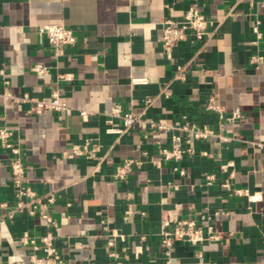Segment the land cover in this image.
<instances>
[{
  "label": "crops",
  "instance_id": "crops-1",
  "mask_svg": "<svg viewBox=\"0 0 264 264\" xmlns=\"http://www.w3.org/2000/svg\"><path fill=\"white\" fill-rule=\"evenodd\" d=\"M190 3L0 0V126L14 127L20 136L25 182L40 193H56L55 244L69 264H114L110 252L123 264H264V148L255 145L264 143V69L250 63L264 45V0H197L215 21L212 35L204 50L185 41L169 57L159 41L161 22L180 19ZM256 20L263 32L258 43ZM47 23L73 29L77 42L56 53L37 29ZM37 63L48 65V72L33 71ZM176 64L187 66L184 81L174 78ZM61 73H72L73 79L60 80ZM134 77L146 82L133 84ZM55 88L69 106L64 112L34 113L30 102L15 99L48 98ZM211 93L227 113L239 109L241 117L229 122L206 110ZM146 97L153 103L145 116L207 124L228 139L199 141L195 153L174 162L159 155V143L169 142L161 131L108 132L123 128L122 119L106 121L115 105L138 113ZM88 137L101 143L96 158L64 156L71 143ZM9 157L0 144V200L12 203ZM125 158L144 163L117 180L113 172ZM175 207L181 216H209L219 237L200 246L177 240L167 262L161 217ZM47 230L27 213L2 221L0 264L27 261L33 248L21 244L20 236L28 231L39 237ZM111 230L115 243L108 248Z\"/></svg>",
  "mask_w": 264,
  "mask_h": 264
},
{
  "label": "built area",
  "instance_id": "built-area-1",
  "mask_svg": "<svg viewBox=\"0 0 264 264\" xmlns=\"http://www.w3.org/2000/svg\"><path fill=\"white\" fill-rule=\"evenodd\" d=\"M191 3L184 11L180 19H175L168 16L161 22V34L159 41L164 52L171 57L172 50L185 41L195 43L198 51L204 50L208 39L212 35L215 21L205 15L197 0H190ZM261 22L256 20L252 29L256 35L255 43H258L263 38L261 31ZM38 32L44 34L56 53L63 45H74L77 42L75 31L66 27L61 23L41 24L37 27ZM250 63L255 67L264 69V45L261 50L254 53L250 58ZM39 74L48 72V65L37 63L31 68ZM187 75V66L176 64L174 69V78L184 81ZM60 80H72V73L59 74ZM133 84L145 83V78H132ZM7 85L9 82L4 80ZM7 98H12L11 93H6ZM17 101H28L31 103L30 111L34 113H42L44 111L64 112L69 109L68 104L61 99L60 90L55 88L52 90L48 98H31L27 95L16 97ZM153 103L152 97H146L143 101L144 109L141 112L126 111L122 105L117 104L112 111L108 113L106 121L110 124L115 119H122L123 128H108V132L121 133L125 130L140 127L150 129L152 131H161L169 140L168 144L159 143L158 152L164 160L177 162L186 154H193L196 151L195 144L205 140L211 136H219L221 139H228L226 136L218 133L209 125H198L195 122L187 119L174 122L166 118H155L145 116V110ZM205 109L215 112L220 120L233 122L241 117L239 109L227 113L222 105H220L213 93L208 94L205 101ZM83 116H86L85 111H81ZM0 144L2 147L10 151L8 158V166L11 172L13 182V202L0 200V208L6 209L4 213H0V223L5 219L13 220L19 214L27 213L30 216L40 218L42 224L47 227V232L39 237L31 235L25 231L19 239L23 245H31L33 248L27 261H19L15 264H69L68 260L62 254L55 244L54 230L57 227V220L53 216L52 208L57 200L54 191L40 193L32 186L25 182L27 166L22 157V147L20 145V136L14 127L3 124L0 126ZM258 147L264 148V143H255ZM101 150V143L96 137H88L81 143H71L64 151V156L73 158L84 156L92 159L96 158ZM203 154H207L203 151ZM144 161L141 158H125L115 168L113 177L117 180H126L136 167H140ZM160 165V162H155ZM228 165H223L226 169ZM174 169H178L175 166ZM180 173L185 171L180 169ZM209 181L214 179V175H208ZM226 188L231 187V183L226 181L223 183ZM236 193H247L246 190L235 189ZM180 207L164 210L161 217L160 226V243L165 253L167 262H170L172 249L177 240H185L192 245L200 246L207 240H217L218 234L215 231L214 224L211 218L206 215L181 216L179 213ZM218 212H215V214ZM107 229V225L104 227ZM116 233L110 231L109 238L106 242L108 248L115 243ZM114 257V264H123L119 255L115 252H110ZM198 256H202L201 250L197 252Z\"/></svg>",
  "mask_w": 264,
  "mask_h": 264
}]
</instances>
